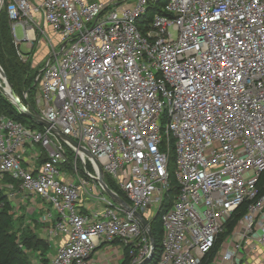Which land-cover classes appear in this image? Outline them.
<instances>
[{
	"label": "built area",
	"instance_id": "2783aa9c",
	"mask_svg": "<svg viewBox=\"0 0 264 264\" xmlns=\"http://www.w3.org/2000/svg\"><path fill=\"white\" fill-rule=\"evenodd\" d=\"M157 2L2 7L15 44H31L17 46L22 61L38 40L47 48L32 67L36 113L83 145L147 220L171 188L172 150L178 191L151 264H264V0H166L143 21ZM97 177L93 159L50 127L0 114V190L54 247L30 264H92L103 245L128 246L130 264L149 255L146 229Z\"/></svg>",
	"mask_w": 264,
	"mask_h": 264
},
{
	"label": "trees",
	"instance_id": "16d2710c",
	"mask_svg": "<svg viewBox=\"0 0 264 264\" xmlns=\"http://www.w3.org/2000/svg\"><path fill=\"white\" fill-rule=\"evenodd\" d=\"M166 0H158L156 5L150 3L147 7V12L144 16L143 21H149L152 15L160 10V5H162ZM150 13V14H149ZM13 38L11 34L10 21L7 16L5 7L0 10V65L2 66L8 80L12 84L14 91L18 94L21 101L27 105L29 110L36 111L34 95L36 92V83H34L35 71L29 66V63H24L20 60L16 53V48L13 43ZM27 92L28 98H24L23 93ZM0 114H4L7 117L13 118L15 120L27 123L32 127L42 129V125H39L28 118L26 115L22 114L20 110L0 91ZM71 152H69V155ZM173 155L172 150L169 154V165L172 163ZM107 185L117 192L126 202L129 200L125 197L123 192L119 190L116 184L108 176H104ZM264 186V172L260 177L258 184L259 192L262 191ZM176 182L171 181V188L165 194L162 206L158 209V213L151 219H148L150 224L151 232L155 238L156 248L154 252V258L150 262L153 263L159 256L161 249V223L160 215L164 212L171 204V200L177 193ZM0 200L4 201V207L0 211V264H30L29 260L26 258L24 249H22L15 242L16 231H13V223L8 215V208H11V204L6 200L3 192L0 190ZM245 211V206L240 210V215ZM21 240V246L24 248L37 249L43 247L46 249L50 246L49 242L43 238L37 237L35 234L25 233ZM114 244H120L119 240H115ZM50 248V247H49ZM123 260L120 264H130L131 256L129 255V247L123 246Z\"/></svg>",
	"mask_w": 264,
	"mask_h": 264
},
{
	"label": "water",
	"instance_id": "95a60500",
	"mask_svg": "<svg viewBox=\"0 0 264 264\" xmlns=\"http://www.w3.org/2000/svg\"><path fill=\"white\" fill-rule=\"evenodd\" d=\"M2 1L0 0V10L2 8ZM0 91L2 94H4L8 99L20 110V112L24 115H26L28 118H30L35 123L42 125L46 128H51L52 132L63 142L71 145L75 150L81 151L85 153L88 157H91L96 165L97 168V182L102 187L103 191L109 195V197L117 204H119L122 208H124L126 211H130L141 223V225L146 229L147 234L149 236L150 241V253L148 256H146L142 261H140L138 264H146L150 258L153 256L156 248L155 238L151 232L150 224L147 219L144 218V216L139 212L136 211L133 207H131L117 192L112 190L104 179V172L102 170L101 165L99 162L92 157V155L89 153V151L81 144H79L77 141L73 140L69 136L63 134L59 129L55 127H51L50 123L47 122L41 115L36 113V111L29 110L28 107H26L18 94L14 91L12 84L8 80L2 66L0 65ZM157 214V213H156Z\"/></svg>",
	"mask_w": 264,
	"mask_h": 264
},
{
	"label": "rangeland",
	"instance_id": "374dc122",
	"mask_svg": "<svg viewBox=\"0 0 264 264\" xmlns=\"http://www.w3.org/2000/svg\"><path fill=\"white\" fill-rule=\"evenodd\" d=\"M150 14V13H149ZM16 34H17V38H21L22 35V31H21V27L20 26H16ZM13 41H14V37L12 36ZM14 43V46L16 48V53H17V45ZM26 45L24 44L23 41L20 42V50H22L23 52L27 51L26 50ZM21 60V59H20ZM22 61V60H21ZM36 59H33V57H28L25 61H22L24 63H29V66L33 67V65L38 66L39 64H41V62H35ZM35 147L37 149H41V147L39 145H35ZM169 175H170V181H174L175 182V175H174V166L172 163H170L169 167ZM104 195L108 198L109 195L104 193ZM4 206H2L3 208ZM1 208V209H2ZM157 208V205L154 204L151 206V210H152V215L154 214L155 210ZM0 209V211H1ZM8 215L10 216L12 223H13V231H16V240L15 242L18 244V246H20L22 249H24L25 254H26V258L29 260V263L31 261L32 258L36 257L37 254L39 252L42 253V255H47V254H52L54 251V247L52 245H50L48 248L43 249V247H39L37 249H30V248H24L23 246H21V240L22 237L25 233L27 234H35L37 237L43 238V234H41V226L39 224L38 221H36L35 216L27 214L25 212V208L20 207L18 209V211H14L12 208H8L7 211ZM97 253L95 255V257L102 252V255L100 258H97L95 260H93V264H120L123 260L122 254L119 255L117 252H115L114 248H98L97 249Z\"/></svg>",
	"mask_w": 264,
	"mask_h": 264
},
{
	"label": "crops",
	"instance_id": "0c3cea01",
	"mask_svg": "<svg viewBox=\"0 0 264 264\" xmlns=\"http://www.w3.org/2000/svg\"><path fill=\"white\" fill-rule=\"evenodd\" d=\"M22 31V30H21ZM49 32V31H48ZM22 36V35H21ZM24 44L26 45V50L29 49V47L31 46L30 43H27V42H24ZM18 48L20 49V43L17 44ZM46 52H47V48L45 46V44L41 43L40 40H38L36 43H34L33 45V48L31 50V53H30V57H33V59H36L37 62H41L44 57L46 56ZM35 61V62H36ZM82 200H83V207L84 209H90V208H94V204L86 197V196H83L82 197ZM102 248H106V249H109V248H114L115 249V252H117L119 255H121V247L120 246H117V245H103L101 246ZM100 247V248H101ZM99 248V249H100ZM98 251V250H97ZM96 251V253H97ZM96 253L94 254V260L97 259V258H100L101 255H102V252L99 253L96 257ZM92 264H93V261H92Z\"/></svg>",
	"mask_w": 264,
	"mask_h": 264
},
{
	"label": "bare ground",
	"instance_id": "6f19581e",
	"mask_svg": "<svg viewBox=\"0 0 264 264\" xmlns=\"http://www.w3.org/2000/svg\"><path fill=\"white\" fill-rule=\"evenodd\" d=\"M2 81H1V78H0V83H1Z\"/></svg>",
	"mask_w": 264,
	"mask_h": 264
}]
</instances>
